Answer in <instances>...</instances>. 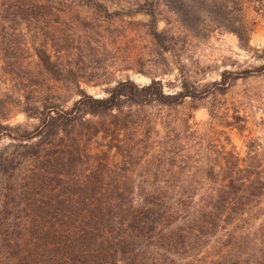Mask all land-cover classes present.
Wrapping results in <instances>:
<instances>
[{
	"label": "rangeland",
	"instance_id": "rangeland-1",
	"mask_svg": "<svg viewBox=\"0 0 264 264\" xmlns=\"http://www.w3.org/2000/svg\"><path fill=\"white\" fill-rule=\"evenodd\" d=\"M56 1L64 3L55 5L61 20L54 29L39 33V23L10 25L22 32L17 43L11 42L18 58L9 62L0 45L1 113L8 117L4 124L38 125V119L22 111L28 93L36 105L59 99L69 109L81 91L104 98L120 81L148 85L156 79L167 94L186 87L204 96L189 98L176 110L153 106L142 111L143 118L156 120L155 128L144 125L121 138L146 143V131L152 133L154 146L141 152L136 183H198L202 190L193 199V215L204 207V191L213 183L209 169L250 167L264 175V0H128L107 7L101 0ZM129 6L141 10L128 15ZM151 7L158 13L157 31L166 34L164 44L153 36L152 18L144 12ZM43 46L53 62L67 65V83L56 82L41 66L34 47ZM225 77L221 88L214 86ZM186 118L189 131L179 124L182 128L172 135L176 144L171 162L160 168L156 158L169 139L160 122ZM10 144L3 140L0 151ZM105 144L98 136L86 147L99 161L117 167L123 156ZM175 166L177 178L171 173ZM174 260L172 264H264V196L218 228L198 251Z\"/></svg>",
	"mask_w": 264,
	"mask_h": 264
},
{
	"label": "trees",
	"instance_id": "trees-1",
	"mask_svg": "<svg viewBox=\"0 0 264 264\" xmlns=\"http://www.w3.org/2000/svg\"><path fill=\"white\" fill-rule=\"evenodd\" d=\"M60 2L0 0V45L9 62L18 58L12 55L11 42L17 43L22 33L10 25L39 23V33L54 29L61 20L55 13ZM101 2L107 7L128 0ZM129 7L128 15L141 10ZM144 12L152 18L153 36L164 44L166 34L156 28V8ZM34 50L43 69L56 82L67 83V65L53 62L44 46ZM225 82L226 77L214 86L221 88ZM197 92L183 87L167 94L162 81L140 85L127 79L104 98L81 91L69 109L59 99H42L36 105L28 93L22 111L29 119H38L33 129L4 124L8 117L1 113L5 107L0 99V143L12 141L0 151V264H172L174 257L198 251L218 228L253 206L264 196V175L250 167L209 169L213 183L204 191V207L193 215V199L202 190L198 183L134 180L141 152L154 146L152 133L146 131V143L121 138L144 125L155 128L156 120L142 117L145 108L176 110L187 99L204 96ZM189 122L188 118L160 122L169 138L156 158L160 168L171 162L176 144L172 135L180 125L189 131ZM98 136L107 149L123 156L120 165L110 167L86 147ZM175 168L171 173L177 178ZM217 176L223 178L220 183L214 181Z\"/></svg>",
	"mask_w": 264,
	"mask_h": 264
}]
</instances>
